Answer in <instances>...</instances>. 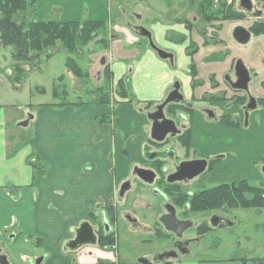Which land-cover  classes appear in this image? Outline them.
Returning a JSON list of instances; mask_svg holds the SVG:
<instances>
[{"label":"rangeland","instance_id":"obj_1","mask_svg":"<svg viewBox=\"0 0 264 264\" xmlns=\"http://www.w3.org/2000/svg\"><path fill=\"white\" fill-rule=\"evenodd\" d=\"M252 1L254 10L261 13V20L264 21V3ZM28 2V8L13 17L16 22L103 20L107 23L111 37L109 47L94 41L84 47L78 46V51L74 52H69L59 42L45 51L39 59L26 62L25 73L19 78L15 71L17 62L12 58L11 48L0 44V105L7 110L10 118H17V122L8 130L11 135L15 133L22 144L31 141L34 123L31 122L25 127L18 124L30 119L39 105L65 101L87 102L99 98L96 92L98 87L107 84L101 79L97 82V73L102 69V59L105 63H110L114 72V78L108 87L111 91V103L105 105L108 110L105 114L110 116L109 124L114 134L111 158L118 172L117 179L124 177L129 165L139 163L148 149L153 150L149 143L151 126L148 113L151 109L146 108V103L162 101L167 90L175 82L190 83L193 63L197 64L203 75L212 71L219 75L224 67L228 74L235 75V70L230 69V65L235 60H243L251 71L250 87L252 90L256 89V93L264 98V34L252 35L251 41L245 45L233 38L234 27L238 23L249 27L256 21L254 16L248 15V19L243 21L224 22L222 29L211 39L199 34L195 28L188 29L183 23L189 21L193 15L196 18L200 16L197 11L194 13L196 7L191 5V0H28ZM239 2L240 0H236L237 6ZM133 26L142 27L150 32L155 45L174 56V64L154 52L147 38L133 32L131 29ZM210 32L213 33V28ZM183 35L185 37L182 40ZM207 40L210 46L204 47ZM67 57L78 60L82 67L90 70L91 75L93 72L91 80L73 79L74 73L66 65ZM209 63L212 65L204 67ZM121 78H124L129 93L126 99H122L116 92L117 82ZM58 86L68 94L64 96L61 93L60 96H55L54 89ZM23 118L24 121L18 122ZM200 123L203 127H198L195 139L203 136L214 142L212 145L215 147H227L230 153L236 150L237 155L233 157V161L240 163L246 178L253 185L264 183L262 173L264 103H260L251 115L250 126L236 134L225 128L215 129L207 125L204 127L207 121L202 117ZM122 150H127L129 157H126ZM34 157L35 169L42 167L43 170H49V164L41 160L36 151ZM150 198L154 201L153 195H150ZM241 214L242 220L236 234L228 231V237L223 241L208 243L211 245V251L207 258L221 260L212 264H241L243 258L264 259V208L242 209ZM29 239L36 244L37 236ZM138 240L131 242L126 234L121 233L116 249L86 245L77 252H63L72 256L74 261L92 263L101 259L121 264H138L141 259H152L162 252L160 244L149 242L143 244ZM49 245L53 247L52 243ZM35 252L37 257L28 259L27 264H34L44 257L41 256L45 254L41 243L35 246ZM197 261H199L197 258H184L176 264H200ZM246 263L254 264L252 261Z\"/></svg>","mask_w":264,"mask_h":264},{"label":"flooded vegetation","instance_id":"obj_2","mask_svg":"<svg viewBox=\"0 0 264 264\" xmlns=\"http://www.w3.org/2000/svg\"><path fill=\"white\" fill-rule=\"evenodd\" d=\"M191 5L196 7L194 13L197 11L200 14L197 4ZM254 9L245 11L246 19L251 15L256 21L261 20V13ZM203 15L200 14L198 18L193 15L183 23L188 29L195 28L199 34L212 39L226 21H209ZM211 28L213 33L210 32ZM144 37L154 52L174 64V56L157 47L153 36L152 43L147 35ZM207 41L204 47L210 46ZM238 61L230 65L235 75L228 74L226 67L219 75L213 71L203 75L197 64L193 63L190 83L175 82L162 101H149L152 102L149 106V102L146 103V108L151 109L148 113L151 126L149 143L153 150L148 149L139 163L129 165L121 179H117L115 166L112 203L105 206L102 203L96 204L86 218L70 228L71 235L64 244L76 237V230L82 223L88 222L97 236L96 245L103 249H116L121 233L126 234L131 242L139 239L143 244H160L162 252L159 255L152 259H141L143 263L139 261L138 264H176L184 258H197L200 264L221 261L207 258L211 251L208 243L223 241L228 237V231L236 234L242 220V193L248 190L247 186L264 190V183L253 185L241 170L240 163L233 161L237 155L236 150L230 153L227 147H215L212 145L214 142L203 136L195 139L196 130L199 126L203 127L200 117L207 121L204 127L225 128L236 134L250 126L251 115L260 103H264L260 101L264 98L250 87L251 71L243 60L250 80L244 84L236 74ZM101 64L102 81L105 68H112L104 59ZM211 65L205 64L204 67ZM244 86L247 88L244 89ZM171 94L180 100L170 101L160 110L159 107ZM252 98L256 99V108H250L254 104ZM154 113L160 116L157 121L162 124L157 132L160 139L157 140L152 138L155 120L150 115ZM122 153L129 157L127 150H122ZM150 195L154 196V201ZM110 239L114 243L102 244ZM111 263L121 264L114 261Z\"/></svg>","mask_w":264,"mask_h":264},{"label":"crops","instance_id":"obj_3","mask_svg":"<svg viewBox=\"0 0 264 264\" xmlns=\"http://www.w3.org/2000/svg\"><path fill=\"white\" fill-rule=\"evenodd\" d=\"M96 108L41 104L28 119L27 126L34 123L32 139L22 144L8 130L17 118H10L0 105V249L9 264H27L37 257L36 245L29 239L34 236L42 237V264H98L74 261L62 250L71 227L96 204L113 201L114 134L108 122L98 121L107 107ZM35 151L49 170L30 163Z\"/></svg>","mask_w":264,"mask_h":264},{"label":"trees","instance_id":"obj_4","mask_svg":"<svg viewBox=\"0 0 264 264\" xmlns=\"http://www.w3.org/2000/svg\"><path fill=\"white\" fill-rule=\"evenodd\" d=\"M264 3V0H256ZM192 4H197V10L204 14L209 21H243L247 18V13L240 9L236 0L228 4L227 0H191ZM29 6L28 0H0V44L11 48L12 58L17 62L15 71L20 75L25 73V63L39 59L48 49L62 43L69 52L78 51L79 47H84L91 42L97 41L109 47L110 34L106 21H56V20H38L30 22H16L14 16L25 11ZM249 29L255 36L264 34V21L253 22ZM218 42V41H217ZM50 54H48L49 56ZM66 65L74 73L75 77L86 81L91 80V72L81 66L78 60L73 57H67ZM113 78V72L110 67L104 70V80L107 84L98 87L99 98L91 101L79 102H61L53 103L58 107L65 105H75L77 107L90 105L94 107H103L111 103V91L109 85ZM55 96L61 93L65 96L68 92L60 90L59 86L54 89ZM117 94L126 99L129 96L124 78H121L116 85ZM264 102V99H260ZM148 103V102H147ZM149 102L147 105H151ZM100 122L110 121L109 114H103L98 118ZM35 157L32 155L30 163L34 166ZM245 184V183H244ZM245 186V185H244ZM242 193V209H263L264 208V190L254 186H247ZM42 244V239H36V246ZM114 243L112 239L108 242H102L103 245ZM242 261H252L254 264H264V259L243 258ZM98 264H116L99 260Z\"/></svg>","mask_w":264,"mask_h":264},{"label":"water","instance_id":"obj_5","mask_svg":"<svg viewBox=\"0 0 264 264\" xmlns=\"http://www.w3.org/2000/svg\"><path fill=\"white\" fill-rule=\"evenodd\" d=\"M240 7L247 10L248 12L252 11L254 8V4L252 2V0H240ZM131 29L133 30V32L139 36H144L147 35L148 38H152V35L150 32H147L146 29L142 28V27H131ZM146 32L148 34H146ZM233 38L240 44H248L251 39H252V33L250 32V30L248 28H246L245 26L242 25H237L234 27L233 29ZM152 43V40H151ZM236 74L241 77L244 82V84L250 80V75H249V71L248 69L245 67L244 63H242L241 60L238 61L237 66H236ZM244 89H246L247 87H243ZM174 100H180V99H176L173 97V94H171L169 96V98L166 100V102L161 105L159 108L160 110L170 101H174ZM254 100V104L250 106V108H256V99L252 98V102ZM32 118V116L30 117ZM150 118H152L153 120H155L153 128H152V138L157 140L160 139V137L157 136V132L159 133V128L162 127V124L158 123V119L160 118V116L156 115L155 113L153 115H150ZM171 122V121H168ZM29 123V120H26L24 122H22L20 125L22 126H27ZM263 172H264V166H263ZM169 228V227H168ZM170 230L173 228H169ZM96 245L97 244V236L94 233L91 225L88 222H84L82 223L81 227L79 229L76 230V237L73 240H68L65 242L64 246H63V250L65 252H69V251H77L78 249H80L83 245ZM44 258L41 257L40 259H38L35 264H42L43 263ZM142 261H140L141 263ZM143 263V262H142ZM0 264H9L8 258L5 254L2 253L1 249H0Z\"/></svg>","mask_w":264,"mask_h":264},{"label":"built area","instance_id":"obj_6","mask_svg":"<svg viewBox=\"0 0 264 264\" xmlns=\"http://www.w3.org/2000/svg\"><path fill=\"white\" fill-rule=\"evenodd\" d=\"M229 2H231V0H229Z\"/></svg>","mask_w":264,"mask_h":264}]
</instances>
